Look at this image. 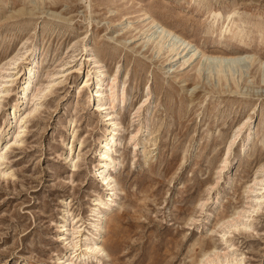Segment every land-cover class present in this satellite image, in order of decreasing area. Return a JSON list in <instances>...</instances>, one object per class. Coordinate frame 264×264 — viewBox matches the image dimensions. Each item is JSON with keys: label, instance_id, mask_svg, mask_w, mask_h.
Masks as SVG:
<instances>
[{"label": "rangeland", "instance_id": "1", "mask_svg": "<svg viewBox=\"0 0 264 264\" xmlns=\"http://www.w3.org/2000/svg\"><path fill=\"white\" fill-rule=\"evenodd\" d=\"M154 23L198 48L185 67ZM31 49L35 85L22 107ZM18 53L0 144L15 106L37 111L0 165V264H210L207 254L264 264V200L253 213L264 196V0H0V70ZM38 88L47 97L35 99ZM113 137L116 205L98 255L87 246L108 206L98 172Z\"/></svg>", "mask_w": 264, "mask_h": 264}, {"label": "bare ground", "instance_id": "2", "mask_svg": "<svg viewBox=\"0 0 264 264\" xmlns=\"http://www.w3.org/2000/svg\"><path fill=\"white\" fill-rule=\"evenodd\" d=\"M214 15H215V17H220L221 16L220 13H218V12H215ZM227 20L231 21V17L229 16L227 18ZM223 26H225V25H223ZM154 27H155V29H158V31L159 30L161 31L159 33L160 36H161V41L159 42V46H162L161 48H163V42L167 38H170V40L174 43V48H172L168 52L169 53L176 52V54H173V57L171 59H176L175 61L176 62L178 61L180 63L181 67H185L187 65L188 60H186V57L189 56V54H192V53L195 52L194 54L196 56V52L199 51L198 48H193L192 44L189 41H187L186 39L178 36L176 34V32L167 31L165 28L160 26L158 23H154ZM188 50H191L190 51L191 53H189ZM32 51H33V49L28 51L31 54L28 56V58H26L27 63L25 65V71H24L25 78H24V82H22L23 83L22 89H21V91L19 90L21 92L20 93L21 94L20 97L22 98V104H20L19 106H22V107L24 106V104L26 102H28V100H29L28 99V93H29V91H31L33 85H35L34 84V80H35L36 58L34 56L35 55L34 52H32ZM85 51H86V53L90 52L89 51V46L86 45V44H85ZM187 52L189 54H187ZM183 55H185V56L183 57ZM201 55H202V58H208L209 60H212V61H215V59L216 60H220L222 62H224V60H228V61H230L232 63H235V64H239L240 62L242 63L244 61L248 62L252 58V57H241L240 56L241 54H239V53H234V54H232V56L223 55L224 57H227V58L214 57L212 54L208 55V54H206L204 52H201ZM21 58L22 57L18 53L16 55H14L12 58H10L5 64H3V66H2V68L0 70V71H2V72H0V79L3 78V80H0V87L1 88L3 86H5L4 83H6V85L14 83L15 82L14 80L16 78L20 77L22 71L19 70V67L16 68V65L18 64V62L20 61ZM22 59H24V58H22ZM21 61H23V60H21ZM11 67H13V68H11ZM263 67H264V65H263ZM10 69H15L16 72L13 75H12L13 72H11V74L7 75V73H10V72H7V70H10ZM4 72L6 73V75L2 74ZM109 80L112 81L111 86H113L114 83H115L116 78H109ZM48 84L50 85L52 83L49 81ZM87 84H88V81L86 80L85 81V86ZM10 86H6V87H10ZM8 92H10V89L2 88L0 90V99L3 98L2 96H3L4 93H8ZM47 92H49V91L41 90V88L40 89L38 88V95H37V93L34 94V98L36 99V97H38V100H42V97L43 98L47 97ZM29 95H30V93H29ZM101 96L102 95L97 96V98H98L97 99L98 100L97 103L98 104L100 102H102ZM113 99L114 98L110 97L109 102L111 104H113V101H114ZM99 105H97V108L101 109V107ZM26 106H28V105H26ZM35 111H37V110H35V109L34 110H30L29 107L24 108L22 110H20V109L16 110V106L13 108L12 115L14 116V118H13V121L11 122L10 129L8 130L9 134H8L7 140L0 144V165H1V161L4 162V160H6L5 157H6L7 153H8V151L11 149L10 143L13 142V143H15V145H17L19 143L20 137H22V134H25V131L23 129V124L25 122H27L28 119L35 114ZM18 113H19V116H18ZM252 119H253V117H252V115H250L247 118V120L243 123V125H241V127L238 128V130L236 131L235 135L233 136V141H234L233 143L236 142V140L240 136L241 132L244 131L243 129L247 128L250 125ZM111 120H113V119H111ZM242 141H243V144L240 146V151L241 152H243L248 147V145L251 143V141H252V134H251L250 131L248 133H246V137ZM106 146H107V144H106ZM106 146H103V148L101 149V153L102 154H103V150L106 148ZM117 146H118V139L113 137L111 139V141L108 143V147L109 148L107 150V153L105 152L104 155L100 154L102 159L100 161V168H99V172H98V175L100 176L99 185H101L102 187L106 188L107 191H108V194L106 195V199L108 200V204H107L108 206L105 209L104 213H102L99 216V218L96 221V223H93V228L94 229L92 231L93 232L92 233V237L94 238V242L91 245L87 246V249L93 250L98 255H105L106 254L105 247L100 245L99 242L101 241L100 238H101V235H102V233L104 231V227H105L104 225H105L106 219L112 214V210L114 209V207L116 205V199L114 198L116 189L111 187V180L112 179H111V174L109 172L113 168L115 169V165L117 164L116 156H112V154H111V153H113L114 155H118ZM230 152H231V147L228 148V152L226 154V158L224 159V161H222L220 166L217 168V175L218 176L220 175V177H221L222 173L228 168L229 162H227V159L230 156ZM4 164H5V162H4ZM0 177H2L1 170H0ZM220 177H218V178H220ZM254 186H260V184L258 182V178H256L254 180L253 185L251 187H254ZM262 186H263L262 189H264V181H263ZM257 190H260V189H257ZM263 200H264V196H260V195L257 196V198L255 200L257 202V204H256V208H254L253 213H256L258 211V207H260L263 204ZM242 212L243 211L237 212L235 218H233L232 221H228L227 224H229V223L232 224L233 221H238V217L242 214ZM233 227L236 228V229L238 228L237 225L232 224L231 228H233ZM205 259H206V262L210 263V264H223L224 262H227V260L225 261V259H223V258L222 259H218L216 257L212 258L208 254L206 255ZM232 263H235V261L233 260Z\"/></svg>", "mask_w": 264, "mask_h": 264}]
</instances>
